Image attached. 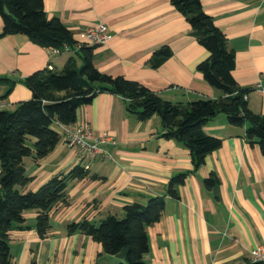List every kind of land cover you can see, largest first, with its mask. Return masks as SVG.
Listing matches in <instances>:
<instances>
[{"label":"crops","instance_id":"0c3cea01","mask_svg":"<svg viewBox=\"0 0 264 264\" xmlns=\"http://www.w3.org/2000/svg\"><path fill=\"white\" fill-rule=\"evenodd\" d=\"M203 10L223 31L234 49L231 74L247 92L246 104L264 114V0H201ZM48 17L57 16L76 41L87 44V26L103 23L109 33L93 44V64L101 72L136 80L161 98L188 102L218 95L196 70L207 52L193 35L183 15L169 0H43ZM2 19L0 16V31ZM167 45L171 55L158 66L149 59L154 50ZM40 46L24 34L0 36V109L11 110L18 101L33 96L23 79L47 67L60 69L74 51ZM76 123L88 124L98 136L115 142L100 144L104 154L84 156L61 135L54 149L40 159L24 158L30 178L21 191L35 190L57 173L80 166L87 174L69 180L68 204L49 211L50 229L44 237L36 231L33 209L23 213L24 229L8 234L11 264H118L125 263L124 249L105 253L89 235L67 233V224L87 219L98 223L106 214L122 215L125 204H144L151 196H164L162 217L147 226L150 264L236 263L254 247L264 248V155L257 143L244 138L246 124L232 125L218 113L203 125V131L220 138L221 144L205 156L195 170L188 149L175 139L162 136L163 124L155 113L146 120L128 113L125 100L108 91L97 92L78 107ZM61 133V126H59ZM186 172L176 184L177 196L167 192L170 179ZM215 172L210 188L203 180Z\"/></svg>","mask_w":264,"mask_h":264},{"label":"trees","instance_id":"16d2710c","mask_svg":"<svg viewBox=\"0 0 264 264\" xmlns=\"http://www.w3.org/2000/svg\"><path fill=\"white\" fill-rule=\"evenodd\" d=\"M169 1L207 52L195 68L217 90L214 98L172 102L136 80L101 72L92 61L94 45L82 43L75 49L72 33L57 16H47L43 0H0V36L24 34L40 46L62 48L66 44L68 50L75 52L60 69L45 67L26 75L23 81L33 96L18 101L11 110L0 109V264H11L9 232L28 227L22 224L23 213L28 209L37 212L35 228L44 237L50 229V209L60 203L68 204V181L87 174L76 166L55 174L35 190L21 191L30 179L25 173L24 158L37 160L48 155L60 140L59 126L74 123L78 107L89 103L97 92L119 94L127 112L137 119L146 120L157 113L163 124L162 136L180 141L188 149L193 170L221 144L220 138L203 131L205 122L218 113H224L232 125L246 124L245 140L257 143L264 155V114L247 107L244 95L251 88L240 86L231 74L235 53L225 34L203 10L201 0ZM170 55L171 49L163 45L153 51L149 62L158 66ZM2 80L7 81L0 77ZM8 82L0 98L11 90L12 82ZM186 174L179 172L170 179L169 195L177 196L175 186L183 182ZM217 180L216 173L211 172L203 182L210 188ZM164 200L163 195H158L149 197L144 204H125L121 216L109 213L97 224L85 218L72 221L67 224V233L89 235L108 254L124 249L126 264H150L144 259L148 250L146 228L162 217ZM244 264L261 263L246 260Z\"/></svg>","mask_w":264,"mask_h":264},{"label":"built area","instance_id":"2783aa9c","mask_svg":"<svg viewBox=\"0 0 264 264\" xmlns=\"http://www.w3.org/2000/svg\"><path fill=\"white\" fill-rule=\"evenodd\" d=\"M85 35L87 42L89 44H101L104 43L108 37L109 33L106 31V26L103 23H98L96 25L87 26L85 29ZM63 49H68L66 44L62 45ZM60 48L51 46L50 51L56 53ZM48 68H52V65L47 64ZM254 88L264 91V83L262 80L257 81L254 84ZM244 99H247V95H244ZM61 126V135L64 141L70 147L77 148L84 156L93 157L96 154H104V150L101 148L100 144L104 141H110L114 143L115 140L110 135L98 136L94 134L93 130L88 124L83 123H71L64 124ZM249 262H260L264 264V248L257 246L248 251V256L236 263H224V264H244L245 261Z\"/></svg>","mask_w":264,"mask_h":264},{"label":"water","instance_id":"95a60500","mask_svg":"<svg viewBox=\"0 0 264 264\" xmlns=\"http://www.w3.org/2000/svg\"><path fill=\"white\" fill-rule=\"evenodd\" d=\"M7 79H9L11 81H15L17 79V77L15 75H7Z\"/></svg>","mask_w":264,"mask_h":264}]
</instances>
